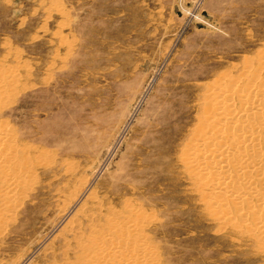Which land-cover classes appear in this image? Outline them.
Returning <instances> with one entry per match:
<instances>
[{"label": "rangeland", "instance_id": "1", "mask_svg": "<svg viewBox=\"0 0 264 264\" xmlns=\"http://www.w3.org/2000/svg\"><path fill=\"white\" fill-rule=\"evenodd\" d=\"M262 51L264 0H0V264H264L181 160Z\"/></svg>", "mask_w": 264, "mask_h": 264}, {"label": "bare ground", "instance_id": "2", "mask_svg": "<svg viewBox=\"0 0 264 264\" xmlns=\"http://www.w3.org/2000/svg\"><path fill=\"white\" fill-rule=\"evenodd\" d=\"M254 65L207 89L181 160L217 220L264 241V51ZM93 246L85 264L127 263L108 237Z\"/></svg>", "mask_w": 264, "mask_h": 264}]
</instances>
